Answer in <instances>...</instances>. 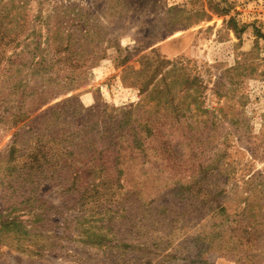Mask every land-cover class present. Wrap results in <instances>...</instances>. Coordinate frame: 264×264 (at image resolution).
Listing matches in <instances>:
<instances>
[{
    "label": "rangeland",
    "instance_id": "rangeland-1",
    "mask_svg": "<svg viewBox=\"0 0 264 264\" xmlns=\"http://www.w3.org/2000/svg\"><path fill=\"white\" fill-rule=\"evenodd\" d=\"M0 28V264H264V0H0Z\"/></svg>",
    "mask_w": 264,
    "mask_h": 264
},
{
    "label": "trees",
    "instance_id": "trees-1",
    "mask_svg": "<svg viewBox=\"0 0 264 264\" xmlns=\"http://www.w3.org/2000/svg\"><path fill=\"white\" fill-rule=\"evenodd\" d=\"M133 3V2H132ZM131 3V5H132ZM82 18V17H81ZM49 30V34L47 35V38L50 39V37L54 41V46L56 47V53H58L61 49L63 51H66L68 53L72 54H78L80 56H88L90 54L89 51H87L88 46L91 47L92 51H94L95 45H93L95 42L99 41V36L101 35V32L99 31H93L92 29L88 28L85 29L83 32L75 33L73 31H67L66 33H59L52 32L51 29ZM36 33V32H35ZM16 34L15 36H11V34L6 33L5 31H2L0 28V62H1V56L5 54V49L2 44L5 43V46L14 42L16 40ZM42 36V35H41ZM5 38H8V40L5 41ZM33 38V37H32ZM116 39V38H115ZM98 43V42H97ZM16 47V46H14ZM126 60V59H125ZM123 60V62L125 61ZM87 66L86 64H79V63H68L67 67L70 70L71 74L68 75L66 78L67 83L69 84V88H71L73 83H76L78 81V78L80 77L81 71ZM19 122V119L15 118V121L13 124H17ZM43 138H36V144H42ZM38 149V148H37ZM35 155V154H33ZM34 160L30 164V168H33L34 170L41 167L42 165L37 162L35 156ZM36 164V165H35ZM17 219L13 220H7L5 221V225H17V222H13ZM24 234H27V232H23ZM84 243H90L92 245L100 244L101 241H96L93 239H87L84 241ZM55 245V243H52Z\"/></svg>",
    "mask_w": 264,
    "mask_h": 264
}]
</instances>
